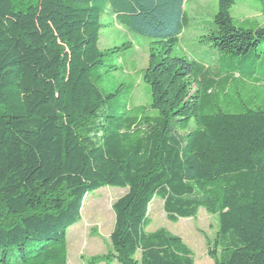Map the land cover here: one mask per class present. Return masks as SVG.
<instances>
[{
  "label": "trees",
  "instance_id": "16d2710c",
  "mask_svg": "<svg viewBox=\"0 0 264 264\" xmlns=\"http://www.w3.org/2000/svg\"><path fill=\"white\" fill-rule=\"evenodd\" d=\"M187 1L0 0V264H65L67 229L103 186L126 191L90 264H194L177 235L145 231L154 197L170 222L216 215L214 264H264V96L228 91L264 86V25L217 0L205 41L221 59L173 56ZM103 10L149 39L148 106L107 83L128 44L98 48Z\"/></svg>",
  "mask_w": 264,
  "mask_h": 264
},
{
  "label": "rangeland",
  "instance_id": "374dc122",
  "mask_svg": "<svg viewBox=\"0 0 264 264\" xmlns=\"http://www.w3.org/2000/svg\"><path fill=\"white\" fill-rule=\"evenodd\" d=\"M264 0H235L230 9L231 16L238 24L244 18H254L264 25V15L258 10ZM184 9L187 22L173 47V56H186L199 62L217 63L222 53L205 41L213 16L217 11V0H188ZM102 26L99 31L98 48L101 50L124 45L113 62L117 68L106 76L111 89L119 87L117 98L124 101L127 109L132 106H148L150 103L149 86L142 79V71L147 63L149 39L129 31L125 26L115 23L103 10L100 15ZM244 82L232 84L230 94L246 99L250 93L264 96L263 85L257 86ZM223 107L224 97H220ZM233 108V107H232ZM234 109V108H233ZM151 112H155L151 110ZM126 188L103 186L87 194L80 208V219L66 232L65 264H90L88 260L105 255L110 249L109 235L114 223L112 203ZM149 225L146 232L165 228L177 235L191 250L194 264H214L208 255V246H212L218 230L216 215L207 213L203 208L195 217L180 218L176 222L167 220L163 211L162 200L154 197L147 210ZM96 264H105L99 261ZM112 264H117L116 262Z\"/></svg>",
  "mask_w": 264,
  "mask_h": 264
}]
</instances>
